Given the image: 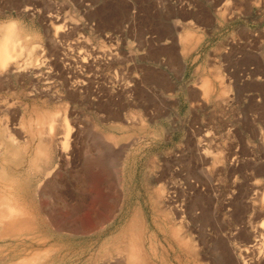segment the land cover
I'll return each mask as SVG.
<instances>
[{"label":"rangeland","instance_id":"obj_1","mask_svg":"<svg viewBox=\"0 0 264 264\" xmlns=\"http://www.w3.org/2000/svg\"><path fill=\"white\" fill-rule=\"evenodd\" d=\"M10 23L0 264H264V0H0Z\"/></svg>","mask_w":264,"mask_h":264},{"label":"bare ground","instance_id":"obj_2","mask_svg":"<svg viewBox=\"0 0 264 264\" xmlns=\"http://www.w3.org/2000/svg\"><path fill=\"white\" fill-rule=\"evenodd\" d=\"M4 24V23H3ZM3 24H1L2 26L0 27V29L3 27ZM2 31V30H1ZM189 34V33H188ZM28 37V36H27ZM23 38H25V37H23ZM23 38L21 37V35H20V33L18 32V30H17V27H15L14 25H12L11 23L10 24H8L7 26H4L3 27V31H2V34H1V36H0V75H2L3 73H5V70L6 69H12V71H15V69H17V71H18V69H20L19 67H17V63H18V60L19 59H21V55H22V49H23V44H22V41H23ZM188 39V38H187ZM186 39V40H187ZM26 40H27V38H26ZM186 47V46H185ZM25 48V47H24ZM29 49H31L30 47H28ZM32 51V50H31ZM27 53L26 54H28L29 53V55L31 56V58H32V56L33 55H31L30 54V52L27 50L26 51ZM27 57H29V56H27ZM31 58H27L28 60L29 59H31ZM32 59H34V58H32ZM30 61V60H29ZM29 61L27 62V60H26V62L28 63H26V64H24V65H29L30 66V64H29ZM22 62H24V61H22ZM37 62V61H36ZM19 63H20V60H19ZM18 63V64H19ZM25 63V62H24ZM31 63V62H30ZM82 63H85V61H82ZM22 65V64H21ZM36 65H38V64H36ZM18 66H20V64L18 65ZM35 66V65H34ZM22 67V66H21ZM24 67V66H23ZM25 68H26V66H25ZM29 68V67H28ZM31 68V67H30ZM39 68V67H38ZM14 69V70H13ZM35 69H36V67H35ZM24 70V69H23ZM11 71V70H10ZM9 71V72H10ZM12 71H11V73H12ZM16 72V71H15ZM19 72V71H18ZM21 72V71H20ZM6 73H7V71H6ZM217 73V72H216ZM218 75H219V72L217 73ZM216 74V75H217ZM4 75V74H3ZM3 75H2V77H3ZM6 75V74H5ZM217 75V77H219ZM8 76V75H7ZM1 77V76H0ZM1 77V78H2ZM216 78V77H215ZM218 80V79H217ZM220 80V79H219ZM222 80V79H221ZM203 82V81H202ZM207 82V81H206ZM208 83V82H207ZM207 83H205V84H207ZM210 85V84H209ZM206 87V86H205ZM207 88L209 89V87H208V85H207ZM206 88V89H207ZM207 89V90H208ZM206 92H208V91H206ZM4 110V109H3ZM39 116V115H38ZM37 116V120L36 121H38V125H39V127L40 128H42L43 127V129L44 130H47L46 132H47V134H49L50 136L52 135V132H54L52 129L55 127L54 126V123H56V122H53V121H51V119L49 120H42L43 119V117L44 116H46V115H43V117L41 118L40 116V121L38 120V117ZM51 117V116H50ZM46 119H47V116H46ZM54 120V119H53ZM63 122V121H62ZM38 125H37V135L38 136H40L39 134H42L43 132V130H40V128L38 127ZM4 126V125H3ZM36 126V125H35ZM65 126V125H64ZM5 127V126H4ZM4 127H3V129H4ZM29 128H30V126H28ZM27 127V128H28ZM67 127V126H66ZM29 128H28V130H29ZM31 129H32V127H31ZM67 131H66V133H63L64 134V137H62L63 139V147L62 148H66L67 147V144H68V140H69V135H70V131L68 130V129H66ZM8 130H6V132H7ZM31 131V130H30ZM10 132V131H9ZM8 133V132H7ZM31 133V135H32V131L30 132ZM45 133V132H44ZM31 135H29V136H31ZM48 136V135H47ZM7 137V136H6ZM9 137V136H8ZM13 137V136H12ZM32 138L34 137V136H31ZM30 137V138H31ZM45 138V137H44ZM10 139V138H9ZM11 139H14V138H11ZM40 139V138H39ZM48 139V138H47ZM48 141V140H47ZM14 142V141H13ZM6 143V142H5ZM16 144V143H15ZM19 144V143H18ZM39 144V143H38ZM42 144H43V142H42ZM18 147V146H17ZM42 147V146H41ZM48 147V146H47ZM3 148V147H2ZM43 148V147H42ZM42 148H40V149H42ZM16 149H18V148H16ZM20 149V148H19ZM23 149V148H22ZM32 150V149H31ZM14 151H15V149H14ZM18 151V150H17ZM26 151V150H25ZM22 152V151H21ZM41 155H42V158H40V159H42V161L41 162H43V164L45 163V162H47V161H43L44 159L45 160H47L46 158H43V157H46L47 156V154H45L46 152H43L42 150L41 151H38ZM15 153V152H14ZM34 153H35V151H34ZM2 154V153H1ZM18 154H19V152H18ZM38 154V153H37ZM37 154H35V155H37ZM17 155V154H16ZM45 155V156H44ZM12 158V157H11ZM24 158V157H23ZM35 159H37V157L35 158ZM35 159L32 157V162H35ZM39 159V160H40ZM34 160V161H33ZM38 160V161H39ZM30 161V162H31ZM40 162V163H41ZM32 165H33V163H32ZM38 165V164H37ZM37 167V166H36ZM41 167H42V165H41ZM38 169V168H37ZM42 169V168H41ZM2 170V169H1ZM36 172V171H35ZM18 184V183H17ZM16 186V185H15ZM2 187V186H1ZM11 189V188H10ZM10 189H8V190H10ZM5 190V189H4ZM15 191V190H14ZM9 192V191H8ZM18 192V191H17ZM7 193V192H6ZM12 194V193H11ZM15 194V193H14ZM17 194V193H16ZM6 195V194H5ZM7 196V195H6ZM16 196V195H15ZM161 197H162V195H160ZM159 196V197H160ZM5 197V196H4ZM8 197V196H7ZM9 198V197H8ZM264 198V197H263ZM12 199V198H11ZM261 201V200H260ZM12 204H13V202H11ZM9 205H10V203H9ZM263 228H264V225H263ZM23 234V233H22ZM260 240H257L256 242V244H254L253 245V247H255V250H256V253L257 254H260L259 256H261L262 255V253H261V251L262 250H264L263 249V246H264V233L263 234H261L260 233V238H259ZM185 240V239H184ZM185 243H186V240H185ZM191 247H192V245H191ZM190 247V248H191ZM252 247V248H253ZM189 248V247H188ZM193 249V248H192ZM190 250V249H189ZM194 250V249H193ZM192 253V252H191ZM38 254V253H37ZM195 254V253H194ZM36 256V255H35ZM38 257V256H37ZM35 258V257H34ZM32 259V258H31ZM35 260H37V259H35ZM43 260V259H42ZM25 261V260H24ZM22 262V263H26V262ZM28 261H30V258L28 259ZM28 261H27V263L26 264H28ZM31 261H34V260H31ZM38 261V260H37ZM44 261V260H43ZM18 263H21V261L20 262H18ZM43 263V262H42ZM30 264V263H29ZM31 264H33V263H31ZM36 264H38V263H36ZM41 264V263H40Z\"/></svg>","mask_w":264,"mask_h":264},{"label":"crops","instance_id":"obj_3","mask_svg":"<svg viewBox=\"0 0 264 264\" xmlns=\"http://www.w3.org/2000/svg\"><path fill=\"white\" fill-rule=\"evenodd\" d=\"M227 67H228V69H229V66H228V65H227ZM228 69H227V70H228Z\"/></svg>","mask_w":264,"mask_h":264}]
</instances>
